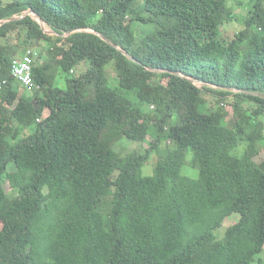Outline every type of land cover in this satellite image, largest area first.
Instances as JSON below:
<instances>
[{
  "label": "trees",
  "instance_id": "obj_1",
  "mask_svg": "<svg viewBox=\"0 0 264 264\" xmlns=\"http://www.w3.org/2000/svg\"><path fill=\"white\" fill-rule=\"evenodd\" d=\"M243 6L0 0V21L34 10L59 34L92 28L140 62L93 33L47 34L33 15L0 26V264L264 258V0ZM28 50L39 52L33 92L12 73ZM125 140L148 147L123 155ZM188 153L196 179L183 174Z\"/></svg>",
  "mask_w": 264,
  "mask_h": 264
},
{
  "label": "rangeland",
  "instance_id": "obj_2",
  "mask_svg": "<svg viewBox=\"0 0 264 264\" xmlns=\"http://www.w3.org/2000/svg\"><path fill=\"white\" fill-rule=\"evenodd\" d=\"M6 2H10L11 0H5ZM243 3H245V6L243 7H239V9L236 10V13L240 14V15H246L247 12H248V8H247V5H248V2L249 0H241ZM231 5H237V3L235 2H230ZM228 27V28H227ZM226 28H227V31L224 33V38L229 40V39H232L234 38L235 36V33H237L240 29H241V24H230L228 25ZM45 28L47 30H51V28L49 26H45ZM145 29L147 31H151L152 30V27L151 26H145ZM81 69H84V68H81ZM107 75H108V79L110 80V83L112 85H116V80H115V72H114V63H111L108 67H107ZM84 71V70H83ZM80 73H82V71H80ZM79 73V74H80ZM63 83V81H62ZM63 87H65V84H61ZM197 85L201 86L200 83H197ZM232 112V111H230ZM49 112L47 111L45 116L48 114ZM148 145H140V144H137V143H132V142H129L127 140L123 141L122 143H120L117 147V150L121 153V154H129V153H132L134 151H142L144 150L145 148H147ZM159 160V155L158 154H153L149 160V162L144 166L143 168V175L144 176H153L154 175V172H155V166L157 164ZM192 161H193V156L191 153H188L187 154V157H186V162H185V166H184V169H183V174L184 175H187L191 178H198V175H199V169L198 168H194L193 167V164H192ZM6 189L8 192L11 191V188L9 187V185L7 184L6 185ZM240 217L238 214H234L233 216L227 218L224 223H223V226L221 229H219L216 234L221 236V237H224L227 230L232 226L234 225L235 223H237L239 221ZM261 258L263 259L262 262H260ZM252 264H264V258H263V255L262 256H259L256 260V262L252 263Z\"/></svg>",
  "mask_w": 264,
  "mask_h": 264
},
{
  "label": "water",
  "instance_id": "obj_3",
  "mask_svg": "<svg viewBox=\"0 0 264 264\" xmlns=\"http://www.w3.org/2000/svg\"><path fill=\"white\" fill-rule=\"evenodd\" d=\"M28 15H33L34 18L36 19V21L40 24V26L42 27V29L45 31V33L47 34H50V35H53V36H61V37H67L69 35H72V34H75V33H82V32H89V33H93V34H96L97 36L101 37L106 43H108L109 45H111L112 47L116 48L117 50H119L120 52H122L127 58H129L131 61L135 62V63H139L140 62L135 59V57H133L131 54H129L128 52H126L125 50L119 48L117 45H115L111 40H109L108 38H106L105 36L101 35L99 32H96L94 29L92 28H82V29H76V30H73L69 33H66V34H59L53 30H47L45 28L46 24L43 20V18L40 16L39 13H37L36 11L34 10H29L27 12H25L23 15H16V16H13L7 20H2L0 21V26H3L7 23H10V22H13V21H18V20H21L23 19L24 17L28 16ZM191 82H193L194 84H197L199 83V81L197 80H191ZM232 90V89H231ZM233 91L235 92H244L242 90H239V89H234Z\"/></svg>",
  "mask_w": 264,
  "mask_h": 264
},
{
  "label": "built area",
  "instance_id": "obj_4",
  "mask_svg": "<svg viewBox=\"0 0 264 264\" xmlns=\"http://www.w3.org/2000/svg\"><path fill=\"white\" fill-rule=\"evenodd\" d=\"M38 56V51L28 50L13 62V76L30 92H33L36 87L33 77V64Z\"/></svg>",
  "mask_w": 264,
  "mask_h": 264
}]
</instances>
